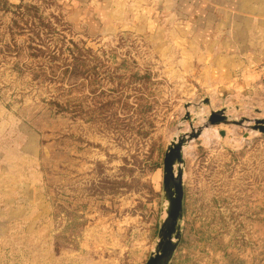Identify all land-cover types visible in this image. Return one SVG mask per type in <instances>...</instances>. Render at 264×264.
I'll return each mask as SVG.
<instances>
[{"label":"rangeland","instance_id":"374dc122","mask_svg":"<svg viewBox=\"0 0 264 264\" xmlns=\"http://www.w3.org/2000/svg\"><path fill=\"white\" fill-rule=\"evenodd\" d=\"M2 1L0 264H146L169 147L211 111L264 119V61L230 83L206 71L161 0L121 23L118 0ZM247 125L182 147L169 264H264V133Z\"/></svg>","mask_w":264,"mask_h":264},{"label":"crops","instance_id":"0c3cea01","mask_svg":"<svg viewBox=\"0 0 264 264\" xmlns=\"http://www.w3.org/2000/svg\"><path fill=\"white\" fill-rule=\"evenodd\" d=\"M161 2L165 17H169L170 22L178 20L184 25L176 39L182 46L189 44L181 46L180 52L184 55L194 53L206 71H222L225 77L221 78L230 83L234 78L232 73L241 72L244 77L246 72H253L264 61V0ZM142 3L143 0H118V22H126L129 14L143 19L154 6ZM191 25L196 31L202 29L204 32L196 33L192 38L187 34ZM190 48L192 52L188 51Z\"/></svg>","mask_w":264,"mask_h":264},{"label":"water","instance_id":"95a60500","mask_svg":"<svg viewBox=\"0 0 264 264\" xmlns=\"http://www.w3.org/2000/svg\"><path fill=\"white\" fill-rule=\"evenodd\" d=\"M208 104V101L205 102ZM188 108V106H186ZM189 113L186 112L184 120L189 118ZM247 125L246 130L250 132L264 133V119H255L253 121H230L223 110L211 111L210 115L203 126L197 129L191 128V133L178 137L169 147L163 162V191L165 200V217L161 221L158 231V242L154 253L149 257L146 264H169L173 253L180 239L179 223L183 214V189H182V171L180 165L183 163L182 147L187 141L198 138L204 128L209 126L223 124L242 127ZM221 137H224V132L221 131ZM247 134H245V137ZM177 166L176 171L174 167Z\"/></svg>","mask_w":264,"mask_h":264},{"label":"bare ground","instance_id":"6f19581e","mask_svg":"<svg viewBox=\"0 0 264 264\" xmlns=\"http://www.w3.org/2000/svg\"><path fill=\"white\" fill-rule=\"evenodd\" d=\"M206 141H207V137H208V135H207V131L206 130H204V132L202 133V135H201Z\"/></svg>","mask_w":264,"mask_h":264},{"label":"trees","instance_id":"16d2710c","mask_svg":"<svg viewBox=\"0 0 264 264\" xmlns=\"http://www.w3.org/2000/svg\"><path fill=\"white\" fill-rule=\"evenodd\" d=\"M1 4H2L3 6H4V5L7 6V5H6V1H4V0L1 2Z\"/></svg>","mask_w":264,"mask_h":264}]
</instances>
